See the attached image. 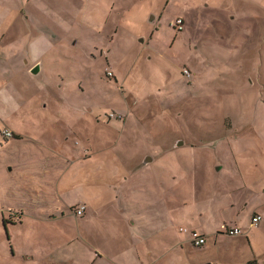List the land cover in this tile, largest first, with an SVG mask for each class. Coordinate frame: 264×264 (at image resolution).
I'll use <instances>...</instances> for the list:
<instances>
[{"label": "rangeland", "instance_id": "1", "mask_svg": "<svg viewBox=\"0 0 264 264\" xmlns=\"http://www.w3.org/2000/svg\"><path fill=\"white\" fill-rule=\"evenodd\" d=\"M85 1L54 104L0 63V264H264V0Z\"/></svg>", "mask_w": 264, "mask_h": 264}, {"label": "crops", "instance_id": "2", "mask_svg": "<svg viewBox=\"0 0 264 264\" xmlns=\"http://www.w3.org/2000/svg\"><path fill=\"white\" fill-rule=\"evenodd\" d=\"M48 1L51 0H0V63L2 61H9L10 63L9 71L13 77L18 78L23 75V77H30L32 80L37 82L38 92L39 91L43 92V90L46 92L49 91L47 92L48 94L47 97L45 98L42 96L37 97L36 103L38 102L39 107L41 104V100H44L45 102L50 101L54 104L55 101H53L52 99H54V97L60 98L57 90L61 89L62 84L55 83L54 81H53L54 83L52 82V79L48 73L49 72L48 68L49 67L52 68L53 65L56 64L58 65L59 63H62L65 57L62 51V47L64 44L63 32L59 30L53 23L49 22L50 19H56L57 15L54 14L52 10H49L48 7L46 6ZM81 1L86 2L85 0H81ZM92 1L94 0H88L89 4ZM92 12L94 13V11ZM74 14H73L74 18L77 19L81 18L79 10H77ZM85 17L87 19L90 18L93 19L95 17V13L92 16L86 15ZM48 23L49 25H47ZM75 42L76 40H72L71 38L70 47H72ZM61 79L64 78L61 77ZM40 98L42 99L38 101V99ZM12 102L13 105L16 107V100ZM43 106H45V104ZM3 127L8 128L9 130H11L13 134L18 135L9 126L4 125ZM129 158L131 161L132 158L131 157ZM149 158H150L149 156H144L142 160L143 161L145 160L147 162ZM169 174H170L168 175L169 185L167 187L172 185L174 186L178 185L179 178L178 177L175 178L173 176L174 175L173 172H170ZM159 176L162 179L159 180V182H157V185H162L164 191V188L166 186V182H165L166 175L159 174ZM173 190L175 192L179 191L178 189L176 191L175 188H173ZM166 193L171 194L169 191H166ZM41 200L44 202L46 209H50L48 206L51 204L45 198H41ZM41 200L40 199L29 200L25 198L24 201L41 202ZM21 204L23 205V202H20V205ZM80 205H84L85 208L84 210L86 211L87 208L86 203L82 202V204ZM20 208L22 211H24V209L21 206ZM51 209L58 210L57 207H51ZM120 210L124 211V209L122 208H120ZM254 211L256 212V214L260 215L259 222H261L263 219L261 213L257 209ZM93 214L97 215V211L93 210ZM20 219L19 220L13 219L11 221V224L15 226L17 224H20L21 223ZM128 223L129 225H131L133 224V221L130 220ZM232 227L233 226L227 227L226 232L229 228ZM179 230L185 231L186 229L179 227ZM243 232H245V230L241 229V233L238 235H241ZM198 234L200 236H203L204 239L207 235L205 232H200ZM215 237H213V240H215ZM190 241L192 243L191 239ZM247 243H249L248 240ZM93 262L96 263L94 260ZM250 262H255V261L247 260L245 263L251 264Z\"/></svg>", "mask_w": 264, "mask_h": 264}, {"label": "built area", "instance_id": "3", "mask_svg": "<svg viewBox=\"0 0 264 264\" xmlns=\"http://www.w3.org/2000/svg\"><path fill=\"white\" fill-rule=\"evenodd\" d=\"M180 23H181V19H178V20H176V24L177 25H180ZM186 72V71H185ZM3 132V135L4 136H10V132L8 131V130H3L2 131ZM84 205H78L76 208H75V210H73V213L75 214V215H80L83 211H84ZM259 220H260V215L259 214H254L252 217H251V223L253 224V225H256L258 222H259ZM241 233V229L240 228H238V227H232V228H229L228 230H227V234H229V235H238V234H240ZM190 235H191V240H192V243L194 244V245H196V246H199V245H201V244H203L204 243V241H205V239H204V237L203 236H200L197 232H195V231H191V233H190Z\"/></svg>", "mask_w": 264, "mask_h": 264}, {"label": "trees", "instance_id": "4", "mask_svg": "<svg viewBox=\"0 0 264 264\" xmlns=\"http://www.w3.org/2000/svg\"><path fill=\"white\" fill-rule=\"evenodd\" d=\"M15 137H18V135H13V138H15ZM76 208V207H75ZM75 208L73 209V210H75ZM72 213H73V211H72ZM85 213V210L80 214V215H75L74 213V215L75 216H77V217H81L83 214ZM10 247H12V246H10ZM12 249V248H11Z\"/></svg>", "mask_w": 264, "mask_h": 264}]
</instances>
